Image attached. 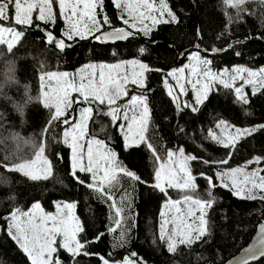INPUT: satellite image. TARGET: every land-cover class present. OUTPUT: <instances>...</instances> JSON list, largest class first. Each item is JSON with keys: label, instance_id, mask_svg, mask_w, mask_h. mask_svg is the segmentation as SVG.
<instances>
[{"label": "trees", "instance_id": "1", "mask_svg": "<svg viewBox=\"0 0 264 264\" xmlns=\"http://www.w3.org/2000/svg\"><path fill=\"white\" fill-rule=\"evenodd\" d=\"M167 2L177 22L159 24L148 35L137 32L126 40L106 44L92 37L75 38L66 41L71 46L61 51L46 42L43 31L33 27L25 31L12 53L7 52L6 46H0V84L3 85L0 88V162L9 164L18 162L17 156L31 157L33 144L38 145L42 139L41 132L49 121L50 112L39 102L40 74L71 72L93 62L137 59L149 66L151 70L145 73L146 87L140 93L146 96L149 108L150 127L146 135L161 156H166L169 149L175 151L182 147L187 154L201 160H222L228 157L229 149L207 139L209 129L216 128L221 120L237 127L264 124V89L253 95L250 86H244L249 103L242 105L232 89L214 84L203 103L196 105L198 111L193 112L182 104L178 110L164 87L166 73L186 64L193 52L209 59L213 69L234 64H264V8L248 4L254 14L234 19L229 24L225 12L235 18V11L226 9L222 0ZM105 11L113 27H126L116 18L118 13L110 0H105ZM40 27L49 26L41 24ZM63 27L62 21L55 25L57 38ZM104 30L110 28L105 26ZM140 49H144L143 53ZM16 105H22L23 111H18ZM101 123L106 129L103 133ZM63 130L64 126L57 124L47 137L46 155L54 164L53 178L32 181L0 166V264H29L8 236L4 217L15 208L26 210L34 202H39L46 212L55 210L54 202H75V214L86 229L84 237L92 240L99 233H105L99 241L89 245V251L117 261L134 251L144 264H225L249 243L264 221V202L239 199L228 188L217 186L213 189L215 203L207 210L210 227L207 242L191 248L180 246L175 253H169L159 239L160 213L167 199H180L183 193L168 189L165 196L150 187L157 165L146 146L125 150L123 137L112 127L110 118L98 117L95 123L89 122L90 134L99 133L98 138L108 142L119 161L147 182L133 185L128 178H122L121 192L127 190L131 194V210L126 212L131 218L127 223L135 226L130 227L128 244L113 249V235L118 233L107 234L112 214L110 202L96 198V194L69 175L71 149L60 142ZM14 134H18L19 142L13 138ZM57 153L62 159L57 158ZM6 156L9 159L6 160ZM254 156L264 157V129L241 140L229 163L219 167L231 168ZM192 170L198 185L196 194L208 199V183L200 173L214 177L216 166L207 167L198 160L192 162ZM81 178L88 180L86 174H81ZM215 182L219 185V181ZM59 255L64 264H70L65 252L61 250ZM78 259L79 264H101L95 256ZM254 264H264V259Z\"/></svg>", "mask_w": 264, "mask_h": 264}, {"label": "snow or ice", "instance_id": "2", "mask_svg": "<svg viewBox=\"0 0 264 264\" xmlns=\"http://www.w3.org/2000/svg\"><path fill=\"white\" fill-rule=\"evenodd\" d=\"M110 2L117 10L116 18L126 27H113L112 20L105 11V0H0V46H6L7 52L12 53L25 31L33 27L45 33L48 44H54L63 51L65 47L71 46L66 41L75 38L85 40L92 37L102 42H114L126 40L137 32L148 35L159 24L177 22L167 0ZM222 2L226 9L235 11V18L225 12L229 24L234 19L254 14L247 7L248 4L255 3L264 8V0ZM60 21L64 27L60 38H57L54 28ZM41 24L49 27L41 28ZM105 26L111 30L105 31ZM143 51L144 49H140L141 53ZM188 60L189 63L183 67L166 73V77L175 81L174 86L167 78L164 79V87L178 110L181 109V103L175 94L176 88L179 89V95L183 96L187 94V86H190L196 105L203 103L214 84L232 89L237 102L242 105L249 103L244 86L251 85L253 95L264 89V68L253 71L236 67L230 72L225 70L216 73L210 67L211 62L203 59L199 52L191 53ZM150 70L148 65L132 59L115 64L89 63L76 72H42L39 76V102L50 112L49 121L41 132L42 139L38 145L33 144L31 157L17 156L18 162H0V166L7 171L18 172L32 181L53 178L54 164L46 155L47 137L50 129L54 130L57 124L64 126L60 142L71 149L69 175L96 194V198L105 203L110 202L108 206L112 214L109 216L107 234L118 233L113 235L112 247L123 248L129 242L130 227L135 225L127 223L131 218L126 215L131 210V194L127 190L121 192V180L126 177L133 185L147 182L119 161L117 153L109 147L108 142L98 138L99 133L90 134L89 122L95 123L98 117H108L112 127L122 135L125 150L144 145L154 158L157 165L154 169V183L149 186L165 196L168 195V189L183 193L179 200L167 199L164 204L166 210L160 213L159 239L166 245L169 253H175L180 246L191 248L197 243L207 242L205 238L210 235L207 210L215 203L213 189L217 186L228 188L239 199L264 202V166H260L264 165V157L254 156L239 167H219L229 163L241 140L264 129V124L240 128L221 120L216 124V128L220 129L219 133L209 129L207 139L229 149L228 157L222 160H201L195 155L187 154L182 147L175 151L169 149L166 156H161L146 135L150 118L145 95H129V85L141 89L146 87L145 73ZM237 80L243 81L239 87H235ZM8 82H11L10 78ZM2 87L0 84V88ZM16 107L18 111H23L22 105ZM183 108L198 111L195 105L188 102L183 103ZM105 130L101 123L100 132ZM13 138L18 142L20 140L18 134H14ZM57 158L62 159L59 153ZM5 159L9 157L6 156ZM198 160L207 167L216 166L219 169L215 171L214 177L200 173L208 183L206 200L196 194L198 185L192 162ZM252 164L258 167L248 170ZM81 174H86L88 180L82 179ZM215 181H219V185ZM54 203L55 213L46 212L37 202L27 211L15 208L4 217L8 225V236L27 257L29 264H64L59 255L61 250L70 258V264H79L80 257L93 256L101 264H144L143 259L134 251L119 261L89 251V245L99 241L105 233H99L92 240L86 239L83 235L86 229L75 214L76 203ZM243 252L246 255L239 264H249L250 260L264 256V221L257 230L255 243Z\"/></svg>", "mask_w": 264, "mask_h": 264}, {"label": "rangeland", "instance_id": "3", "mask_svg": "<svg viewBox=\"0 0 264 264\" xmlns=\"http://www.w3.org/2000/svg\"><path fill=\"white\" fill-rule=\"evenodd\" d=\"M168 3V2H167ZM132 30V29H131ZM98 35V34H97ZM202 57V56H201ZM203 59H207V58H204V57H202ZM130 60H132V59H130ZM207 60H209V59H207ZM121 61H128V60H120V61H117V62H121ZM117 62H114V63H112V62H93L94 64H100V63H104V64H115V63H117ZM189 63V61L186 63V64H188ZM185 65V64H184ZM183 65V66H184ZM183 66H181V67H183ZM181 67H179V68H181ZM210 67H211V65H210ZM236 67H243V68H247V69H251V70H253V71H259V69H261V68H264V64H260V65H257V66H249V65H245V64H234V65H231V66H228V67H224L223 69H213L212 67H211V69L214 71V72H216V73H220V72H223V71H225V70H227V71H231V69H233V68H236ZM179 68H177V69H179ZM78 70V69H77ZM172 71V70H171ZM71 72H76V70L75 71H71ZM165 78H167L168 79V81H169V83L171 84V85H175V81L174 80H172V78L171 77H165ZM242 83H243V81H241V80H237L236 82H235V86H237V87H239V86H241L242 85ZM250 86V88H251V90H252V86L251 85H249ZM129 87V89L131 90L130 91V93H129V95H138V94H141L140 93V91H141V88H137L135 85H129L128 86ZM168 91V90H167ZM244 92H246V89H244ZM175 94L178 96V98H179V101H180V103L183 105V103L184 102H188L189 104H192V105H195L196 106V104H195V100H194V94H193V92H192V90H191V87L190 86H187V94L186 95H183V96H180L179 95V89L178 88H176L175 89ZM146 97V96H145ZM127 99V98H126ZM146 102H147V100H146ZM121 103H123V101H121ZM148 106V105H147ZM149 109V108H148ZM247 127H253V126H247ZM240 128H244V127H240ZM214 131H216L217 133H219V131H220V129H217V128H214L213 129ZM124 142V141H123ZM249 161V160H248ZM246 162V161H245ZM245 162H243V163H241V164H239V165H237V166H234V167H239V166H243L244 164H245ZM260 166H264V165H260ZM256 167H258L256 164H252V165H250L249 166V169L248 170H251V169H253V168H256ZM231 168H233V167H231ZM223 169V168H222ZM217 170H219V169H217ZM262 174H264V173H262ZM181 199V198H180ZM172 200H179V199H172ZM34 203H37V202H34ZM34 203H32L31 205H30V207L28 208V209H26V210H23V211H27V210H29L30 208H31V206L34 204ZM39 203V202H38ZM162 210H166V209H164V205H163V207H162ZM56 212V208H55V210L54 211H52V212H49V213H55ZM7 227H8V225H7Z\"/></svg>", "mask_w": 264, "mask_h": 264}, {"label": "water", "instance_id": "4", "mask_svg": "<svg viewBox=\"0 0 264 264\" xmlns=\"http://www.w3.org/2000/svg\"><path fill=\"white\" fill-rule=\"evenodd\" d=\"M111 30V29H110ZM110 30H105V31H110ZM126 30H128V29H126ZM129 31V30H128ZM98 35H99V33H98ZM119 41H121V40H119ZM99 42H101V43H114V42H118V41H114V42H112V41H109V42H102V41H99ZM259 226H260V224L258 225V227L256 228V232H255V234L253 235V237L251 238V240L249 241V243L242 249V250H240L234 257H232L231 259H229L225 264H229V261H232V264H239V261L246 255L244 252H243V250L245 249V248H248L250 245H253L254 243H255V238L257 237V230H258V228H259ZM262 259H264V256H261V257H259L258 259H255V260H250L249 261V264H254V263H256V262H258V261H260V260H262Z\"/></svg>", "mask_w": 264, "mask_h": 264}]
</instances>
